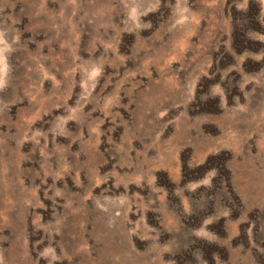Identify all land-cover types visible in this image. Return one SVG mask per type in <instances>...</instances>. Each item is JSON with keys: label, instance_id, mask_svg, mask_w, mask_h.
<instances>
[{"label": "rangeland", "instance_id": "obj_1", "mask_svg": "<svg viewBox=\"0 0 264 264\" xmlns=\"http://www.w3.org/2000/svg\"><path fill=\"white\" fill-rule=\"evenodd\" d=\"M0 264H264V0H0Z\"/></svg>", "mask_w": 264, "mask_h": 264}]
</instances>
